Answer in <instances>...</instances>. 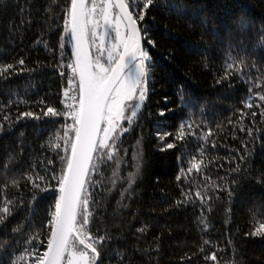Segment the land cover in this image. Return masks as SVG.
<instances>
[{"label": "trees", "instance_id": "1", "mask_svg": "<svg viewBox=\"0 0 264 264\" xmlns=\"http://www.w3.org/2000/svg\"><path fill=\"white\" fill-rule=\"evenodd\" d=\"M68 6L70 0H0V65L15 68L0 77V184L9 157L7 178H21L19 191L5 190L18 206L0 225V243L7 241L0 247V264L34 233H40L45 242L40 250H46L45 225L54 210L57 182L51 180L52 188L32 201L31 184L22 174L34 169L50 176L63 166L64 140L55 137L63 136L72 120L43 112L47 106L67 111L64 92L72 71L66 65L73 61V50L61 37ZM138 26L149 28L148 38L154 41V46L142 41L151 57L147 97L130 131L120 136L122 162L117 167L105 158L90 177L96 203L90 205L94 218L89 227L92 235L109 237L98 245L97 264H214L204 259L213 252L220 264H264V236L249 235L264 223V118L259 109L240 102L247 95L248 75L264 72V0H154ZM233 62L241 71L229 69L228 78L221 79ZM239 110L248 113L242 121ZM253 110L260 130L254 138L241 130L253 126ZM25 112L34 116L25 117ZM181 123L184 140L160 139ZM208 129L216 148L201 139ZM50 141L61 147L54 149ZM167 143L176 147L167 149ZM200 145L205 146L203 157ZM137 151L142 155L138 172L132 166ZM242 155L246 158L239 159ZM192 157L207 167L177 180ZM237 166L239 172L231 171ZM130 172L137 173L131 187ZM17 226L21 230L13 232ZM144 227L143 233L137 231Z\"/></svg>", "mask_w": 264, "mask_h": 264}, {"label": "snow or ice", "instance_id": "2", "mask_svg": "<svg viewBox=\"0 0 264 264\" xmlns=\"http://www.w3.org/2000/svg\"><path fill=\"white\" fill-rule=\"evenodd\" d=\"M153 4L154 0H70V6L64 9L66 18L61 40L67 38L72 43L75 56V60L66 65L71 69L72 76L68 77L69 88L65 90L64 97L71 103L65 104L66 112L47 106L43 115L71 118L72 124L64 126L63 136L55 137V141L64 140L66 155L60 157L63 166L59 174L53 171L50 176L47 172L41 175L34 169L22 174V179L31 184L29 191L32 201H36L41 193L52 188L51 180L57 182L53 189L58 193L54 200V210L50 212V219L45 225L48 229L46 250H40V245L45 242L39 240L40 233H34L24 240L22 248L13 251L4 264H97L101 259V247L98 245H102L109 237L107 234L94 236L89 227L94 218L90 205L96 203L89 192V187L93 184L90 177L93 172L99 171V165L105 162V158L108 161H115L117 167L122 162L119 155L120 136L130 131L147 97L151 57L142 41L152 46L154 41L148 38L150 29L138 26V21L144 20L147 9ZM97 40L99 44L96 43ZM93 45L97 52L94 58L90 52ZM45 46L47 47L46 44ZM60 47L63 48L64 43H61ZM18 63L23 65L24 60L20 59ZM234 63L227 64L226 74L221 79L228 78L231 74L228 72L229 69H234L237 73L241 71L239 67H234ZM252 67L255 68L256 65L253 64ZM11 71H15L12 64L0 65V77ZM257 72L259 74L255 77L248 75L247 95L240 102L244 108L259 109V115L264 118V72L259 69ZM70 91L73 92L72 95H69ZM239 111L242 121L248 113ZM250 114L253 126L247 129L241 126V130H246L247 135L254 138V132L260 131L255 128L257 111L253 110ZM22 115L34 116L32 112H25ZM124 121L128 126H124ZM185 127V124L181 123L175 133H164L160 139L164 140L166 136L171 135L176 141L184 140L187 135ZM187 127L190 129L191 125ZM2 129L3 125H0V130ZM69 132L74 133V136L69 138ZM192 134L195 135L194 132ZM213 134V130L208 129L201 134V139L205 144L210 143L212 148H216V141L209 140ZM55 141H50V146L59 149L61 145ZM174 147L175 143L166 144L167 149ZM199 152L202 157L205 155L204 145H200ZM245 153L247 154L246 148ZM245 158V155L239 157ZM11 159L12 157H9L3 165L2 174L5 179L4 183L0 184V225L18 206L17 199H9L5 192L9 187L19 191L21 183V178H7ZM141 159L139 151L133 154L135 163L132 166L137 172ZM189 164L190 167L186 171L181 168L177 180L192 173L193 170L200 173L202 165L207 167L203 159L198 161L195 157L189 160ZM231 171L239 172L240 167L237 166ZM112 174L117 176L115 168ZM136 174L134 172L128 174L129 187L134 182ZM205 179L210 177L205 176ZM232 183L236 181L233 180ZM222 190L228 189L224 187ZM228 195L231 197L233 193L228 191ZM196 196L203 203L204 197L199 191L196 192ZM208 210L211 211V207ZM201 222L207 227L206 221L202 219ZM21 227L13 228V232H19ZM137 231L143 233L146 227ZM249 235L264 236V223ZM36 241L39 243H34ZM6 243L7 241L0 243V247ZM209 243L210 241H204L205 245ZM200 250L204 251L203 246ZM204 259L206 262L220 264L215 252L205 255Z\"/></svg>", "mask_w": 264, "mask_h": 264}, {"label": "rangeland", "instance_id": "3", "mask_svg": "<svg viewBox=\"0 0 264 264\" xmlns=\"http://www.w3.org/2000/svg\"><path fill=\"white\" fill-rule=\"evenodd\" d=\"M96 43L99 44V40H97ZM92 49H93V51H94V53H95V56H96V55H97V52H96V47H95V45L92 46ZM105 55H106V53H105ZM126 114H127V113H126ZM124 122H126V121H124Z\"/></svg>", "mask_w": 264, "mask_h": 264}, {"label": "water", "instance_id": "4", "mask_svg": "<svg viewBox=\"0 0 264 264\" xmlns=\"http://www.w3.org/2000/svg\"><path fill=\"white\" fill-rule=\"evenodd\" d=\"M72 44V43H71ZM142 44H143V42H142ZM72 50H73V47H72ZM91 52V51H90ZM75 60V56L73 55V61Z\"/></svg>", "mask_w": 264, "mask_h": 264}, {"label": "built area", "instance_id": "5", "mask_svg": "<svg viewBox=\"0 0 264 264\" xmlns=\"http://www.w3.org/2000/svg\"><path fill=\"white\" fill-rule=\"evenodd\" d=\"M66 103H71V101L69 100V101H67ZM70 118V117H69Z\"/></svg>", "mask_w": 264, "mask_h": 264}]
</instances>
